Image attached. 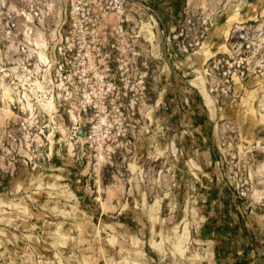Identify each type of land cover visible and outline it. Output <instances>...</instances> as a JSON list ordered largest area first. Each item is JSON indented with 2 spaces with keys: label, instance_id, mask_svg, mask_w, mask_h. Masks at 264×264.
I'll return each mask as SVG.
<instances>
[{
  "label": "rangeland",
  "instance_id": "1",
  "mask_svg": "<svg viewBox=\"0 0 264 264\" xmlns=\"http://www.w3.org/2000/svg\"><path fill=\"white\" fill-rule=\"evenodd\" d=\"M103 2L73 116L70 0H0V264H264V0Z\"/></svg>",
  "mask_w": 264,
  "mask_h": 264
},
{
  "label": "built area",
  "instance_id": "2",
  "mask_svg": "<svg viewBox=\"0 0 264 264\" xmlns=\"http://www.w3.org/2000/svg\"><path fill=\"white\" fill-rule=\"evenodd\" d=\"M116 7L119 5L115 2L112 8ZM110 8L103 0H70L65 29L60 33L57 47V64L63 90L60 102L71 105L73 116L74 105H82L87 112L104 99L103 90H93L96 87L93 84L103 82L102 74L111 70L112 49L106 22ZM110 36H114L112 31Z\"/></svg>",
  "mask_w": 264,
  "mask_h": 264
},
{
  "label": "bare ground",
  "instance_id": "3",
  "mask_svg": "<svg viewBox=\"0 0 264 264\" xmlns=\"http://www.w3.org/2000/svg\"><path fill=\"white\" fill-rule=\"evenodd\" d=\"M39 57H40L41 60H46L45 55H44L43 52L39 53ZM7 93L9 94V92H7ZM50 103H52V101H50Z\"/></svg>",
  "mask_w": 264,
  "mask_h": 264
}]
</instances>
